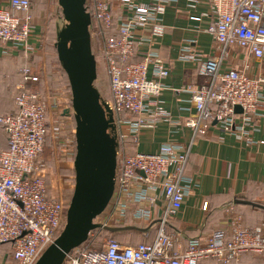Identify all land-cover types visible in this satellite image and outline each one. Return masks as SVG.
I'll list each match as a JSON object with an SVG mask.
<instances>
[{
    "label": "built area",
    "instance_id": "built-area-1",
    "mask_svg": "<svg viewBox=\"0 0 264 264\" xmlns=\"http://www.w3.org/2000/svg\"><path fill=\"white\" fill-rule=\"evenodd\" d=\"M32 0H9L0 7L1 55L32 54L30 43ZM179 0H86L91 40H97L109 77L114 124L119 146L115 189L110 213L102 227L122 226L129 219L148 226L159 225L151 243L121 245L105 242L100 249L86 245L72 250L63 264H231L245 254L264 259V226L247 228L232 218L227 229L208 237H193L185 246L167 226L181 211L195 182L185 170L190 146L164 143L154 154L127 152L137 145L143 129L160 123L175 125L160 99L170 69L154 49L165 36L164 17ZM194 30L209 34L218 54L205 58L186 40L180 58L198 65L203 78L199 87L188 86L190 113L184 125L200 133L216 128L247 146L264 145L255 135L264 127V0H185ZM240 62L239 65L237 63ZM229 64V65H227ZM22 84L15 97L17 112L0 116L7 147L0 151V247L11 246L5 264H36L60 236L67 222L68 201L50 194L39 157L48 135L49 102L38 89L40 77L29 67L21 71ZM240 106L242 112H235ZM179 123V122H178ZM127 144V147H126ZM107 207V208H108ZM208 203L205 202L203 210Z\"/></svg>",
    "mask_w": 264,
    "mask_h": 264
},
{
    "label": "crops",
    "instance_id": "crops-1",
    "mask_svg": "<svg viewBox=\"0 0 264 264\" xmlns=\"http://www.w3.org/2000/svg\"><path fill=\"white\" fill-rule=\"evenodd\" d=\"M9 0H0V7ZM33 30L30 43L37 49L44 34V25L39 17L43 0H32ZM169 7L164 22L167 27L163 38L154 42V49L170 69V76L164 80L166 89L160 97L162 105L171 112L175 125L160 123L154 128L143 129L139 133L137 145H130V153L154 154L164 143H177L190 146L191 153L186 166V176L195 182L194 190L186 198L181 211L168 223L167 230L175 235L185 246L193 237H208L214 231L227 229L232 218H240L243 225L253 229L264 226V209L237 200L248 201L264 207V145L247 146L233 136L221 134L216 128L200 133L194 139L192 129L184 125L189 116L190 95L184 92L188 86L199 87L203 78L198 73V65L180 58L186 40H196L194 49L205 58L216 56L217 44L212 37L202 31L194 30L197 23L189 17L206 10L201 7L196 12L188 11L185 0ZM15 52L1 55L0 50V111L11 114L16 111L15 97L22 84L21 71L29 67L32 55ZM28 57V58H26ZM26 61L27 63H23ZM229 65V64H227ZM49 124L53 121L50 112ZM179 122V123H178ZM264 137V127L255 135V140ZM7 147V136L0 126V151ZM208 203L203 210L204 203ZM138 225L136 221H128ZM143 224V223H142ZM145 225V224H144ZM153 226H159L157 223ZM11 260V246L0 247V264ZM231 264H264V259L255 254L242 255L239 261Z\"/></svg>",
    "mask_w": 264,
    "mask_h": 264
},
{
    "label": "water",
    "instance_id": "water-1",
    "mask_svg": "<svg viewBox=\"0 0 264 264\" xmlns=\"http://www.w3.org/2000/svg\"><path fill=\"white\" fill-rule=\"evenodd\" d=\"M86 0H58L64 27L58 34V59L67 75L76 124L75 187L67 210V222L60 236L42 254L36 264H63L66 256L83 245L96 229L109 232L133 227H102L96 219L109 206L115 189L117 167L116 129L109 105L95 86L97 60L89 31L90 14ZM235 112H242L240 106ZM263 208L248 201L237 200Z\"/></svg>",
    "mask_w": 264,
    "mask_h": 264
},
{
    "label": "rangeland",
    "instance_id": "rangeland-1",
    "mask_svg": "<svg viewBox=\"0 0 264 264\" xmlns=\"http://www.w3.org/2000/svg\"><path fill=\"white\" fill-rule=\"evenodd\" d=\"M35 5L34 1H32L31 8L35 7ZM39 5L40 7H44L43 9L41 8L39 14L44 25V34L40 40L38 49L34 53L27 55H32L28 63L41 77L38 90L44 94L47 100L49 99V102L57 104V109L53 111V121L48 127V135L44 151L39 157V164L43 166L45 171L50 194L56 197L61 193L64 200L70 202L75 187L74 160L76 156V124L70 85L62 65L58 60L55 46L58 41V34L64 27L65 21L58 0H43V3ZM92 46H94L99 57V60H97V80L95 86L100 92L102 100L109 104L111 103L112 95L107 70L100 59L99 42L97 40L92 41ZM23 63L25 64L27 62L23 61ZM239 64L240 62L237 63V65ZM6 110H1L0 114L6 113ZM111 134L116 136L117 130L114 129L113 132L111 131ZM129 146L127 150H129ZM110 210L111 207H108L97 217L95 222L99 223L104 220L110 213ZM137 224L141 226H126L133 227L137 231L127 230L122 233H111L103 229H96L90 235V240L86 245L94 249H100L104 246L105 242L109 241H116L121 245H136L141 242L149 243L155 240L159 226L155 230V226H148L142 223ZM149 227L152 229H150L148 236L144 235L143 230L139 231V228L144 229ZM200 264L213 263L212 261L204 260Z\"/></svg>",
    "mask_w": 264,
    "mask_h": 264
},
{
    "label": "trees",
    "instance_id": "trees-1",
    "mask_svg": "<svg viewBox=\"0 0 264 264\" xmlns=\"http://www.w3.org/2000/svg\"><path fill=\"white\" fill-rule=\"evenodd\" d=\"M31 7H32V2H31ZM30 7V13H32V11H31V9H33V8H31ZM61 13H62V11H61ZM94 45V44H93ZM56 46V45H55ZM92 50H93V53H94V55H95V57H96V60H99V57H98V54L96 53V51H95V49H94V46H92ZM56 52H57V49H56ZM57 57H58V54H57ZM59 60V59H58ZM60 62V61H59ZM61 63V62H60ZM62 65V64H61ZM63 68V67H62ZM64 70V69H63ZM36 72V71H35ZM65 72V71H64ZM36 74L39 76V74L36 72ZM66 74V73H65ZM40 77V76H39ZM66 77H67V75H66ZM67 80H68V78H67ZM40 83H41V77H40ZM39 83V84H40ZM69 83V82H68ZM39 84L38 85H28L29 86V89H38L39 88ZM17 112V109H16V111L15 112H13V113H11V114H15ZM1 126V125H0ZM2 127V126H1ZM2 129H3V131H4V128L2 127ZM47 138V137H46ZM45 147V146H44ZM75 173V172H74ZM49 187V186H48ZM126 227V226H141V225H130L129 223H125L124 225H122L121 227ZM145 229V230H144ZM144 229H140L139 228V231L141 230H143L142 232L144 233V235L145 236H148L149 235V231H150V229H152V228H144ZM155 230L156 229H158L157 228V226H155V228H154ZM130 231H137V229H135V228H133V229H129ZM105 231H107V230H105ZM127 230H121V231H117V232H111V233H122V232H126ZM109 232V231H108ZM153 241V240H152ZM151 241V242H152ZM151 242H149V243H151ZM141 243H148V242H141ZM137 245V244H136ZM210 262L212 261V263L213 264H215V261H213V260H209Z\"/></svg>",
    "mask_w": 264,
    "mask_h": 264
}]
</instances>
